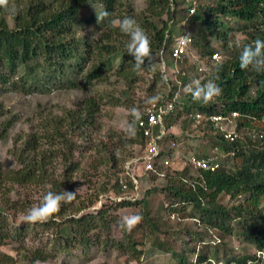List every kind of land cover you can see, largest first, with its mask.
Returning a JSON list of instances; mask_svg holds the SVG:
<instances>
[{
	"label": "trees",
	"instance_id": "obj_1",
	"mask_svg": "<svg viewBox=\"0 0 264 264\" xmlns=\"http://www.w3.org/2000/svg\"><path fill=\"white\" fill-rule=\"evenodd\" d=\"M206 1L209 4L196 5L193 14L188 12L192 4L184 5L183 0H146L144 8L138 10L132 9L125 0H8L7 8L0 6V93L31 95L92 90L96 85L107 84L111 78L122 84L118 93L104 95L95 90L73 108L42 118L37 132L14 139L16 167L6 171L0 168V246L24 245L27 233L37 228L42 229L47 241L34 248H21V264H34L37 260L42 264L61 257L63 264L73 263L80 257L78 249L87 260L100 254L109 258L112 253L117 257L131 254L138 259L139 247L151 236V245L162 256L167 253L172 258L173 262L167 264H213L205 252L207 249L215 252L213 256L218 264H264V66L250 65L241 70L239 63L244 45H251L257 38L264 40V0ZM93 4L100 6L101 11L92 12L89 18H79L86 5ZM13 6L15 12L10 10ZM104 11L110 13L108 20L132 17L144 29L153 55L151 66L145 71L133 70L134 59L126 52L129 37L105 21L97 23V15ZM196 22L201 23L189 34L191 48L198 56L197 62L205 68L197 67L195 71L202 72L198 74L203 76L201 83L211 80L222 89L208 104L194 102L186 93L180 97L175 95L182 83L188 85L198 79L190 76V59L186 55L180 61L171 57L175 39L183 35L176 25L183 23L191 31ZM91 23H95L94 31L85 33L84 28ZM77 30L84 33L79 34ZM236 33L244 37L238 40L234 37ZM214 52L221 56L218 63L211 61ZM166 58L178 64L175 83L161 71V62ZM148 63L146 60L145 64ZM142 81L148 83L149 92L160 85L167 90L166 96L151 103L152 97H148L147 105H144L146 101L139 100L140 118L131 127V139L117 137L109 131V136H98L94 147L89 146L93 154H86L88 146L81 141L96 127L103 100L113 107L131 110L136 103L133 90ZM167 102L173 108L164 119L166 131H170L175 120L185 116L191 129L202 132L199 138L208 139L211 149L209 153L206 147L201 151L193 148L196 152L191 155L217 161L219 168L193 170L185 165L171 169L157 162L153 164V171L146 170L147 177L148 173L161 174L165 185L144 190L138 198L141 180L127 173L118 176L127 159L126 142L138 145L139 154L144 152L149 140L159 136L160 127H153L150 136H144L138 128V121L144 120L143 110L151 104L163 106ZM232 113L237 115L233 131L222 129V122L227 120L212 119ZM196 114L201 118L196 119ZM130 115L133 124L134 118ZM14 119L2 123L0 140L6 137ZM167 132L157 139L161 158L172 154V149L164 146L167 139L174 137ZM229 133L232 140L226 137ZM116 138L118 145L113 142ZM44 141L50 143L47 148ZM54 158L62 161L61 174L51 177L45 169ZM87 159L94 160L89 166L95 171L94 176L99 168L104 173L108 171L107 166L114 170L111 181L107 179L108 183L102 185L101 195L81 200L77 193L71 203H62L60 210L46 221L32 223V230L29 224L17 227L14 222L13 225L8 222V216L16 217L21 202L8 199L10 190H6L5 184L39 187L40 204L49 191L78 190L83 184L76 182V174L83 171L81 161ZM150 193L157 195L156 209L150 206L147 198ZM90 208L93 210L89 211ZM124 209H133L132 215L142 217L131 231L119 225L122 217L131 216L122 213ZM172 214L177 215L179 223L190 220L199 229L217 233L218 243H212L213 247L203 244L198 251L193 248L176 252L173 247L182 239L180 232L171 231L166 216ZM235 224L241 229L237 236L253 252L236 253L229 246ZM186 229L194 231L188 226ZM218 247L223 251V260L217 258ZM189 254H193L190 262ZM11 262L12 258L0 254V264ZM103 264L110 263L103 259Z\"/></svg>",
	"mask_w": 264,
	"mask_h": 264
},
{
	"label": "rangeland",
	"instance_id": "obj_2",
	"mask_svg": "<svg viewBox=\"0 0 264 264\" xmlns=\"http://www.w3.org/2000/svg\"><path fill=\"white\" fill-rule=\"evenodd\" d=\"M127 3L130 4V7L134 10L142 9L144 8V4L146 0H125ZM194 5L196 7L199 5H208L209 2L206 0H193ZM184 8V7H183ZM101 7L97 6L95 4L93 5H86L84 8L81 16L79 18H89L90 14L92 12H100ZM178 20V19H176ZM178 22V21H177ZM232 22V21H231ZM201 22H196L194 25H192L191 31L186 30L183 26V23L177 24L176 27L179 30V32H183L182 34H192L193 30H197L200 27ZM95 23H91L90 25H87L84 28V32L92 33L94 31ZM228 31V30H226ZM79 34H82L84 32L78 31ZM229 34V33H228ZM232 36V35H230ZM229 36V37H230ZM236 39H242L244 36L243 34L236 33L234 35ZM218 51V50H217ZM187 58L190 59L188 72H190V76L192 78L197 77L198 80H202L203 76L198 75L202 72H199V70L195 71V68L198 67V69H202L200 67L205 68L204 65L199 64L197 62L198 56L196 52L190 48L188 52L186 53ZM221 60V59H220ZM220 62V61H219ZM178 70V64L174 63L169 58H166L165 61L162 60L161 62V71L163 72L164 76L167 79H170L172 82H176V73ZM192 70V71H191ZM185 84L182 83L179 88V95H183ZM120 88H122V84L118 83V81L114 78H111L107 84H99L96 85L92 90H76V91H54L49 94H38L34 93L31 95H25L23 93L19 92H9V93H0V128L2 127V123L9 121L12 119V117H15V121L11 124L10 128L8 129L7 135L4 139L0 140V168L3 170H11L16 167L15 162V156L13 154V146L14 139L17 138L19 135L25 136L26 134H33L37 132L38 130V123L42 118L49 117L51 114H56L61 111V109L64 108H73L80 100L85 98L86 96L93 95L95 90H98L99 92L103 93L104 95H108L109 93H112L113 91L119 92ZM167 90L163 89L160 85L155 86L151 92L148 91V83L145 81L139 82V86L134 88L132 98L135 100L134 108L138 111L141 110L138 107V104L141 102L146 103L144 105H147L148 97H157L162 98L166 96ZM75 104V105H74ZM131 111L129 108H125L123 106H117L113 107L111 104L108 103L106 99L103 100V105L101 106V109L97 115V122L96 127L94 128L93 132L89 135L87 139H83L81 142L85 143L87 148L86 154H93L91 152V148L89 146L94 147V144L97 143L96 139H98V136L104 137L109 136V131L114 132L117 137L127 138L131 139V127L129 125L131 124L130 117H131ZM98 126L99 129H98ZM222 129L233 131L235 127V122H222ZM98 129V130H97ZM170 131L167 132L170 137L167 139L164 143V146H166L169 149H172L171 156L164 157L162 159V163H164L166 160H168V164H164L165 166H170L171 169H180L185 165H189L187 162V157L189 156V153H194L196 151L193 150V144H198L197 142L202 143L205 146L200 145V151L204 149V147L207 148V151L209 153L211 152L210 145L208 143V139H201L199 138V135H201L202 132L195 130L191 126H189L188 120L185 116L179 117L177 120L174 121L171 127H169ZM95 132V133H94ZM198 135V136H197ZM96 136V137H95ZM87 140V141H85ZM107 140V139H106ZM118 138L116 140L114 139V143L118 145ZM193 140V141H192ZM195 140V141H194ZM200 140V141H199ZM90 141V143H89ZM46 146L44 148H47V141H44ZM125 147V142H123ZM127 149H126V161L124 163V166L120 167V170L122 171L121 174H118V176H122L124 174H129L133 178H137L138 180H141V186L138 185L139 188V195L138 198L142 195L144 190L156 189L160 188L165 185V182L163 181V178L159 174H152L148 173L149 176L147 177V172L145 171V163H144V152L139 154V146L132 143H127ZM163 145H161V148ZM85 148V147H84ZM86 150V148H85ZM12 151V152H11ZM170 151V150H169ZM11 152V153H10ZM90 154V155H91ZM129 156V157H127ZM78 159H80V156L78 155ZM94 160H84L81 161V167L83 168V171H79L76 174V182L83 184L78 190L77 193L80 194L81 200L88 199L90 197H95V194H99L100 190L102 189V185L105 186L106 183H108L107 179H112L114 176V170L110 169V166H107L108 171L103 172L104 169L99 168V170H96L97 175L99 177L94 176L93 174L95 171L92 168H89L91 164H93ZM184 161V162H182ZM186 161V162H185ZM62 161L58 158L52 159L51 165L46 166V172L52 177V175L57 176L58 174H61L60 171V163ZM192 168V166H190ZM193 169V168H192ZM103 170V171H102ZM119 170V171H120ZM194 170V169H193ZM118 171V172H119ZM85 172V174H83ZM83 174V175H82ZM137 176V177H136ZM91 178V181L89 178ZM136 182H139V181ZM110 186V184H109ZM6 190H10L8 194V199L10 198V201H19L21 202L18 206V213L16 214V217L13 218L11 216H8V222H14L16 226H20L22 223H26L23 221L22 217L23 214H25L26 210L37 206L40 199V192L39 187H20V186H12L11 184H5ZM110 195V194H109ZM25 196L28 198L25 199ZM112 196V195H111ZM150 201V206L153 209H156V205L158 203L157 195L155 193H150L147 197ZM227 199H225L223 202H226ZM100 205V204H99ZM99 207V206H97ZM93 209L90 208L89 211H92ZM132 211H135L133 209H124L121 212L122 213H128V215H132ZM169 224L172 226L171 231L174 232H180L181 234V241L180 244L177 242L173 249L176 252L182 251V250H188L190 251L193 248H196L195 250H201L203 244L213 247L212 243H218V234L213 231H208L207 229H199V227H196L193 222L190 220H184L181 223H179V219H177V215H169L168 217ZM29 224V229L32 230L34 228V225L32 223H26ZM192 228L194 231L187 230L186 227ZM235 228V234L231 235L229 238V246L233 251L236 253L240 252H253L254 249L249 246L248 243L244 241V239L241 236H237V233L241 231L240 228L235 224L233 225ZM42 229L37 228L33 231H29L27 238L23 241L24 245L22 243H16V244H6L4 246H0V254H5L12 258L13 262L9 264H21L20 261L22 260V255L20 254L21 248H34L37 247L41 242L42 245L45 244L47 241L44 239L45 233L42 234ZM120 231V230H119ZM121 233V231H120ZM199 238L201 239V242H199ZM153 241V236L150 237L149 240L145 241V244L139 247V251L141 252V255L138 259L132 258L133 256L131 254H124L119 257H117L115 254L112 253L109 258L105 257L104 255H99L96 257H91L92 259L87 260L86 257L81 255L80 249L77 250V254L80 255L78 261L76 262H67L66 264H103V259L106 260V262L110 264H167L172 261V258L166 253L163 254V256L160 254L158 250H156L152 245L151 242ZM45 242V243H44ZM219 248V247H218ZM216 251V250H215ZM207 252V255L213 262V264H218L216 261V258L213 256L214 251L207 249L205 250ZM217 258L223 260V251L221 248L219 250L217 249ZM189 262L193 260V254H189ZM223 258V259H222ZM61 258L58 259H52L48 260L46 262H43L42 264H63L61 262ZM134 261H130L133 260ZM138 260V261H137ZM129 261V262H128ZM25 262V261H24ZM177 262V261H175ZM174 264V263H173ZM176 264V263H175Z\"/></svg>",
	"mask_w": 264,
	"mask_h": 264
},
{
	"label": "clouds",
	"instance_id": "obj_3",
	"mask_svg": "<svg viewBox=\"0 0 264 264\" xmlns=\"http://www.w3.org/2000/svg\"><path fill=\"white\" fill-rule=\"evenodd\" d=\"M184 5L187 4H185L184 2ZM192 5L195 8V5L194 4ZM0 6H4L5 8H7L8 0H0ZM10 10L12 12L16 11L14 6ZM109 16L110 13L107 11L98 14L97 23L99 24L101 21H105L110 26L119 28L120 32L126 34L129 37L126 43V52L134 59L133 70L138 73L145 71L147 67L151 66V61L153 59V55L151 52V42L148 35L144 31V29L132 17L108 20ZM182 36H184L183 39L185 40L191 37L189 36V34H183ZM191 47L192 44L189 47V49ZM146 60L149 62L148 65L145 64ZM239 63L241 70L247 69L250 65L256 67L264 66V40L257 38L252 42L251 45H244L240 53ZM178 92L179 90L175 92L176 97L181 96V95L179 96ZM184 92L190 95L194 102L208 104L215 97L219 96L222 93V89L214 81L209 80L206 83H201V81L197 79V80H193L191 83L186 85L184 88ZM156 99L157 97H152L149 100V102L151 103ZM130 111L134 118L133 124L129 125V127H132L134 126L135 121L140 118V113L135 108L131 109ZM232 114L226 117L223 116L221 117H223V120H227L231 123L234 121V118L237 116L236 115L233 117ZM214 118H212L213 121H215ZM220 121L222 120L216 122H220ZM157 162L162 163L161 161H157ZM76 194H77V190L75 192L63 190L58 193L49 191L43 196L40 204L26 210L25 214H23L22 219L26 223L44 222L49 217H51L60 210L62 203L64 204L71 203L76 198ZM141 220L142 217L140 215L124 216L119 221V225L122 229L131 231ZM34 264H40V261L37 260L34 262Z\"/></svg>",
	"mask_w": 264,
	"mask_h": 264
},
{
	"label": "built area",
	"instance_id": "obj_4",
	"mask_svg": "<svg viewBox=\"0 0 264 264\" xmlns=\"http://www.w3.org/2000/svg\"><path fill=\"white\" fill-rule=\"evenodd\" d=\"M185 4H194L193 0H184ZM195 11V8L193 5L189 9V13L193 14ZM184 36L178 37L173 44L172 51H171V57L175 61H180L188 52L189 47L191 46L192 39L191 37L187 40L183 39ZM221 59V56L219 53L215 52L211 56V61L214 63H218ZM173 105L171 102H167L163 106H157L156 104H151L147 108L143 110L144 113V120L138 121V128L143 130V134L146 137L150 136L151 129L155 126L160 127V134L157 138H151L149 142L147 143L146 147L144 148V163H145V169L147 171H153V164H155L157 161L163 162L161 157H159V146L157 143V139H159L161 136H164V134L167 132L164 128V119L169 114V112L172 110ZM232 116H236L235 113L232 114ZM196 119H200L201 115L196 114ZM215 121L223 120V117L218 116L214 118ZM230 140L233 139V137L229 134L226 136ZM188 163L194 168V169H204V170H215L219 168V164L217 161H212L207 158H199L195 155H190L188 158ZM163 164H168V160H166ZM145 170V171H146ZM121 183V180H120Z\"/></svg>",
	"mask_w": 264,
	"mask_h": 264
},
{
	"label": "crops",
	"instance_id": "obj_5",
	"mask_svg": "<svg viewBox=\"0 0 264 264\" xmlns=\"http://www.w3.org/2000/svg\"><path fill=\"white\" fill-rule=\"evenodd\" d=\"M192 141H193V140H192ZM197 143H200V142H197ZM201 145L204 146L202 143H201ZM193 148H194V150H197V149L200 148V145L193 144ZM191 154H193V153H191ZM191 154L189 153V155H191Z\"/></svg>",
	"mask_w": 264,
	"mask_h": 264
}]
</instances>
